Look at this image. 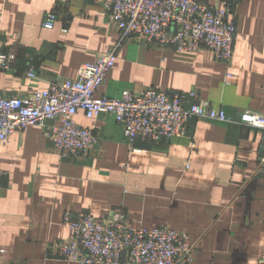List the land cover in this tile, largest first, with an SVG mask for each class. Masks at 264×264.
Returning <instances> with one entry per match:
<instances>
[{"label":"crops","instance_id":"1","mask_svg":"<svg viewBox=\"0 0 264 264\" xmlns=\"http://www.w3.org/2000/svg\"><path fill=\"white\" fill-rule=\"evenodd\" d=\"M219 8L222 0H202ZM56 11L54 28L43 27ZM229 64L128 37L97 0H0V50L17 58L0 69L1 96H27L56 79L78 76L82 64L117 48V60L96 95L158 88L195 92L225 109L233 122L193 119L188 135L135 140L131 150L113 114L76 121L99 143L62 158L38 125L0 143V264H77L57 258L72 237L65 213L109 219L119 208L144 227L168 224L195 246L192 264H252L264 253V129L240 123L264 114V0H241ZM33 65L37 77L27 75ZM231 73L229 83L226 75ZM49 123L60 125V118Z\"/></svg>","mask_w":264,"mask_h":264},{"label":"built area","instance_id":"2","mask_svg":"<svg viewBox=\"0 0 264 264\" xmlns=\"http://www.w3.org/2000/svg\"><path fill=\"white\" fill-rule=\"evenodd\" d=\"M239 1L222 0V6L215 8L202 0H97L120 28L123 40L144 37L163 48L186 53L207 48L216 60L227 64L234 53ZM57 19L56 11L49 12L43 27L54 28ZM117 57L114 47L82 64L75 79L53 80L46 89L24 97L0 95V143H6L17 130L38 125L62 158L85 155L97 146L99 136L76 121L79 110L88 118L113 114L135 151L132 143L138 139L158 142L187 136L193 119L234 121L224 108L200 100L195 92L148 88L139 93L125 89L117 98L97 96ZM16 58V54L0 50V69H12ZM27 75L37 77L33 65ZM231 77L227 73L226 83ZM56 118L60 125L49 123ZM239 122L264 129V114L246 110ZM260 159L264 164V149ZM2 175L0 169V181ZM64 223L72 237L58 243L56 256L68 263L192 264L194 259L195 246L186 231L166 223L152 227L134 224L122 208L107 220L67 212ZM252 264H264V253Z\"/></svg>","mask_w":264,"mask_h":264}]
</instances>
